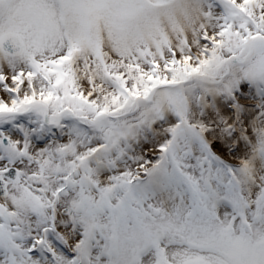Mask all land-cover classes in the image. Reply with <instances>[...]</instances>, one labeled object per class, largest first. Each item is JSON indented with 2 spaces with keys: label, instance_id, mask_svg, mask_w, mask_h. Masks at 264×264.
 <instances>
[{
  "label": "snow or ice",
  "instance_id": "1",
  "mask_svg": "<svg viewBox=\"0 0 264 264\" xmlns=\"http://www.w3.org/2000/svg\"><path fill=\"white\" fill-rule=\"evenodd\" d=\"M0 264H264V0H0Z\"/></svg>",
  "mask_w": 264,
  "mask_h": 264
},
{
  "label": "rangeland",
  "instance_id": "2",
  "mask_svg": "<svg viewBox=\"0 0 264 264\" xmlns=\"http://www.w3.org/2000/svg\"><path fill=\"white\" fill-rule=\"evenodd\" d=\"M0 95H2V93H0Z\"/></svg>",
  "mask_w": 264,
  "mask_h": 264
}]
</instances>
